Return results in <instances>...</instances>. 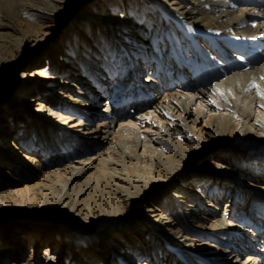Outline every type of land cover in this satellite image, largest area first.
<instances>
[{
	"label": "bare ground",
	"instance_id": "1",
	"mask_svg": "<svg viewBox=\"0 0 264 264\" xmlns=\"http://www.w3.org/2000/svg\"><path fill=\"white\" fill-rule=\"evenodd\" d=\"M262 93L264 0H0V264H264Z\"/></svg>",
	"mask_w": 264,
	"mask_h": 264
},
{
	"label": "rangeland",
	"instance_id": "2",
	"mask_svg": "<svg viewBox=\"0 0 264 264\" xmlns=\"http://www.w3.org/2000/svg\"><path fill=\"white\" fill-rule=\"evenodd\" d=\"M151 20H153V22L151 23L149 21L148 25L150 24L151 27L157 25V21H156V19L154 17L151 18ZM49 32H51V35L46 39L47 40L46 42H48V45H50L49 47H55L57 49V51H60L58 42L59 43L61 42V45H63V48L65 49V40H66L65 27L60 25V26H58L57 31L55 33H54V30L52 28L50 29ZM143 75H146V74L144 73L141 76H143ZM110 93H111V90H110V87H109V88H107L106 96L101 100V104L105 100L110 98ZM99 108H101V106H99ZM145 108H143V107L140 108V106L138 107V106L134 105V106H130V107L127 106L126 110L129 109V111H141V110H144ZM8 132L12 133V127L8 128ZM0 175H2L1 172H0ZM4 180H6V175H5V178L2 179V181H4ZM17 183H19V182H17ZM222 192H223V194L221 195V198L224 200V199H226V192H224V190ZM225 204H226V202L223 201L220 205L223 207V205L225 206ZM228 205L231 206V203L229 202ZM15 230H16V228L13 227V229H11L10 233L13 235L15 233ZM2 235H3V233L0 232V246H2L1 242H2V238L4 237ZM35 236H37L35 234V232L33 233V231L27 230L25 235L22 236V239H21V242H22L21 246L23 247V249L20 250V251L16 249V252L12 251V253L13 254H17L19 257H22L24 259H27L28 256H30L31 254L35 255L36 257L39 256V255L43 256L44 253H45L46 242L49 241V239L48 238L44 239L41 242ZM9 249H13V248L12 247H8V248H5L4 251L8 254V253H10ZM149 251L152 253L151 249ZM159 255L162 256L164 254H162V252H160ZM0 256H1V254H0Z\"/></svg>",
	"mask_w": 264,
	"mask_h": 264
},
{
	"label": "snow or ice",
	"instance_id": "3",
	"mask_svg": "<svg viewBox=\"0 0 264 264\" xmlns=\"http://www.w3.org/2000/svg\"><path fill=\"white\" fill-rule=\"evenodd\" d=\"M262 95H264V93H262Z\"/></svg>",
	"mask_w": 264,
	"mask_h": 264
}]
</instances>
